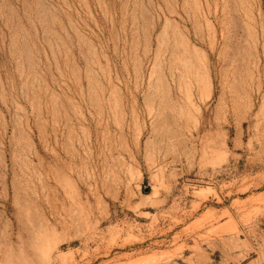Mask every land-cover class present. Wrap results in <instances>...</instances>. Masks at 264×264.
Listing matches in <instances>:
<instances>
[{"label": "rangeland", "instance_id": "obj_1", "mask_svg": "<svg viewBox=\"0 0 264 264\" xmlns=\"http://www.w3.org/2000/svg\"><path fill=\"white\" fill-rule=\"evenodd\" d=\"M0 264H264V0H0Z\"/></svg>", "mask_w": 264, "mask_h": 264}]
</instances>
